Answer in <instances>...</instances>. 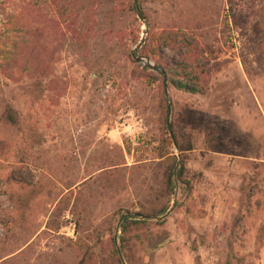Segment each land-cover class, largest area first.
<instances>
[{"label": "rangeland", "instance_id": "1", "mask_svg": "<svg viewBox=\"0 0 264 264\" xmlns=\"http://www.w3.org/2000/svg\"><path fill=\"white\" fill-rule=\"evenodd\" d=\"M169 29L215 50L203 93L135 61ZM4 104L0 264H264V0H0ZM187 137L189 191L120 230Z\"/></svg>", "mask_w": 264, "mask_h": 264}, {"label": "trees", "instance_id": "2", "mask_svg": "<svg viewBox=\"0 0 264 264\" xmlns=\"http://www.w3.org/2000/svg\"><path fill=\"white\" fill-rule=\"evenodd\" d=\"M129 7L138 16L144 17L141 5L137 1L129 3ZM160 37L162 45L174 51L166 58L157 56L155 59L156 64L160 67V70H157L160 86L170 85L186 92L203 93L206 73L213 65L216 66L218 63L213 62L211 66L208 63V55L215 50L208 44L199 45L197 43H190L188 36L177 29H169L164 34H161ZM144 69L145 67L139 68V70ZM161 71L165 75V83H163ZM162 106L165 111L167 108L166 104L163 103ZM0 119L12 126L18 123V115L10 104H4L0 112ZM172 141L178 151L176 154L177 158L174 154L165 156L166 161H163L156 202L150 204L147 209L135 212L134 214H130L127 209L120 210L118 213V227L120 230L125 231L129 223H143L149 218L162 214L167 208V202L175 187H179L185 193L189 191L191 184L183 174L185 157L182 151L190 149L191 143L188 137L184 144H179L175 139H172ZM160 197H164V200H160Z\"/></svg>", "mask_w": 264, "mask_h": 264}, {"label": "water", "instance_id": "3", "mask_svg": "<svg viewBox=\"0 0 264 264\" xmlns=\"http://www.w3.org/2000/svg\"><path fill=\"white\" fill-rule=\"evenodd\" d=\"M141 17V16H140ZM134 59L136 62H138L140 65L147 66L155 71L160 70V67L157 64L152 63L149 59L141 56V55H134ZM162 72V71H161ZM162 78H163V83H165V75L162 72ZM164 92H166V87H164Z\"/></svg>", "mask_w": 264, "mask_h": 264}]
</instances>
